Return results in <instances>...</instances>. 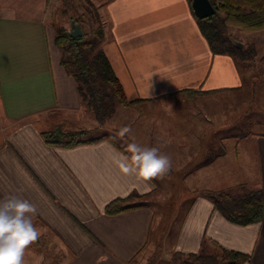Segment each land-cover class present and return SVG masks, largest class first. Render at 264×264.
<instances>
[{
    "label": "crops",
    "instance_id": "crops-1",
    "mask_svg": "<svg viewBox=\"0 0 264 264\" xmlns=\"http://www.w3.org/2000/svg\"><path fill=\"white\" fill-rule=\"evenodd\" d=\"M56 5L0 0V197L35 205L33 224L41 232L24 264H149L156 255L154 264H179L173 253L197 252L203 238L248 254L242 264H264V212L257 222L237 224L199 192L244 184L261 190L264 206V132L233 138L232 103L247 94L249 70L234 56L211 52L188 0H103L100 46L132 101L117 105L103 126L116 135L126 125L132 130L118 137L122 142L107 134L50 146L41 131L97 126L60 63L49 24ZM241 101L245 113L248 97ZM129 143L159 148L171 158L170 171L148 182L124 174L116 161L130 157ZM210 151L217 156L206 163ZM173 176L194 196L175 232L161 233L148 197ZM133 192L146 194L147 205L104 212Z\"/></svg>",
    "mask_w": 264,
    "mask_h": 264
},
{
    "label": "trees",
    "instance_id": "trees-1",
    "mask_svg": "<svg viewBox=\"0 0 264 264\" xmlns=\"http://www.w3.org/2000/svg\"><path fill=\"white\" fill-rule=\"evenodd\" d=\"M191 0H188L190 3ZM215 13L199 19L196 17L202 35L214 54H229L238 59L250 56L246 49L238 48L226 32V26H236L241 31L264 29V0H209ZM98 17V16H97ZM80 24L78 18L70 16ZM81 26V24H80ZM54 41L60 49V63L76 82L78 94L84 107L92 112L101 126L114 113L117 105H128L124 89L100 44L104 37L101 23L91 31V36L83 31L82 37H70L67 29L55 27ZM190 96L203 94L204 91H185ZM96 128L64 130L56 125L40 132L46 144L54 147H73L82 143L97 142L107 134L92 136ZM219 154V153H218ZM217 155L209 156L210 162ZM199 191V190H196ZM213 203V206L227 220L237 224H248L261 220L264 212L260 189H250L244 184L225 189L200 190ZM146 194L130 193L118 197L104 206L107 214L146 206ZM212 251L208 250L209 247ZM157 255L149 264H154ZM172 259L179 264H242L248 254L226 249L216 242L203 238L197 252H174Z\"/></svg>",
    "mask_w": 264,
    "mask_h": 264
},
{
    "label": "rangeland",
    "instance_id": "rangeland-1",
    "mask_svg": "<svg viewBox=\"0 0 264 264\" xmlns=\"http://www.w3.org/2000/svg\"><path fill=\"white\" fill-rule=\"evenodd\" d=\"M103 0H57L54 18L49 21L50 26H63L65 29L69 24L70 16L79 19L82 30L87 33V37L91 36V31L101 23L104 30L105 18L100 13L98 6ZM98 16V17H97ZM226 32L234 41L242 43V48L246 49L250 56L245 59H236L243 67L249 70V90L247 94H240L234 97L232 105L233 110V138L243 137L244 134H251V132H264V29L255 31H241L236 26H226ZM256 76V77H255ZM255 77V78H254ZM246 85L248 81H244ZM248 97V111L243 112L241 109V101ZM239 102V103H238ZM238 103V104H237ZM88 112L91 117L92 112ZM87 124L92 122L86 121ZM92 125H95L92 124ZM96 130L92 136L106 133L109 136L116 138L122 142L119 136L109 130L108 126H98L96 122ZM118 134V132H117ZM214 151H210V154ZM177 176H173L170 181L166 183L158 182L153 196L148 197L149 202L154 210V223L162 230L170 229L171 234L175 232L184 210L188 206L190 200L193 198L192 187L188 182L178 181ZM235 187V186H232ZM225 189V188H222ZM146 199V196L143 198ZM209 247V246H208ZM210 251L212 248L209 247Z\"/></svg>",
    "mask_w": 264,
    "mask_h": 264
},
{
    "label": "clouds",
    "instance_id": "clouds-1",
    "mask_svg": "<svg viewBox=\"0 0 264 264\" xmlns=\"http://www.w3.org/2000/svg\"><path fill=\"white\" fill-rule=\"evenodd\" d=\"M131 130V126L126 125L118 135L123 138ZM125 151L130 157L121 155L116 161L124 174H135L148 182L163 178L171 169V158L157 147L129 143ZM36 214L35 205L26 199L11 194L0 197V264H24L25 250L41 235L33 224Z\"/></svg>",
    "mask_w": 264,
    "mask_h": 264
},
{
    "label": "water",
    "instance_id": "water-1",
    "mask_svg": "<svg viewBox=\"0 0 264 264\" xmlns=\"http://www.w3.org/2000/svg\"><path fill=\"white\" fill-rule=\"evenodd\" d=\"M190 6L194 15L199 18H206L215 13V8L209 0H191ZM70 37H82L84 35L83 30L79 23H76L73 19L70 20V29L67 31ZM238 48H242V43L234 41Z\"/></svg>",
    "mask_w": 264,
    "mask_h": 264
}]
</instances>
